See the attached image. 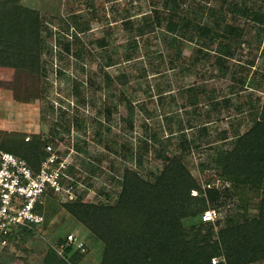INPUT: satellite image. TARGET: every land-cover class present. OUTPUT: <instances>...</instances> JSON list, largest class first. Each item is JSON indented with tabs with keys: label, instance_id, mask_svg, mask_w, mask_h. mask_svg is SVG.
Here are the masks:
<instances>
[{
	"label": "rangeland",
	"instance_id": "1",
	"mask_svg": "<svg viewBox=\"0 0 264 264\" xmlns=\"http://www.w3.org/2000/svg\"><path fill=\"white\" fill-rule=\"evenodd\" d=\"M243 1L180 0L176 10L186 16L198 11V5L206 10ZM250 3L264 12V1ZM22 4L40 15L43 65L38 77L0 68V145L23 135L25 143H40L41 154L52 144L70 163L69 175L82 202L114 205L124 169L132 167L149 179L151 171L161 168L159 150L164 148L171 156L180 152L181 141H194L184 165L202 189L209 185L220 193L221 204L212 206L219 218L239 211V197L248 199L247 214L256 215L259 200L252 199L249 190L227 187L220 170L201 165L210 163L214 152L230 149L232 139L245 133L257 116L264 100V27L227 12L228 23L242 34L241 45L228 62L230 69L223 74L215 64L216 45L208 57L189 65L202 41L197 36L190 40L191 33L183 40L178 60L163 47L159 31L135 38L136 48L128 47L133 44L132 29L143 15L164 14L161 0H22ZM197 17L199 25L210 23L206 13ZM126 20L130 27L124 25ZM126 53L131 60L126 61ZM109 57L118 64L106 67ZM105 74L110 77L108 86ZM120 74L129 78L126 85H118ZM195 94L198 104L193 106L188 101ZM215 101L221 103L216 110L211 106ZM202 125L205 134L198 132ZM143 141H149L147 152ZM93 167L97 171L90 175ZM65 203L48 196L40 209L42 228L0 249V264H44L47 251L68 234L84 243L85 252L64 248L65 261L101 264L103 243L68 214Z\"/></svg>",
	"mask_w": 264,
	"mask_h": 264
},
{
	"label": "trees",
	"instance_id": "2",
	"mask_svg": "<svg viewBox=\"0 0 264 264\" xmlns=\"http://www.w3.org/2000/svg\"><path fill=\"white\" fill-rule=\"evenodd\" d=\"M161 1L166 12L163 11L161 16L158 12H154L156 16L143 15L141 23L132 29L133 44L128 47L136 48L135 38L159 31L163 47L171 50L174 59L178 60L183 40L191 33L190 40L197 36L202 41L201 47L189 57V65L208 57L212 46L216 45L215 64L219 72L226 74L230 69L228 62L233 60L241 45L242 34V29L228 23L227 12L264 27L263 8L255 7L250 0L225 2L219 8L206 10L198 5L199 12H193L192 16L179 15L176 9L180 0ZM199 13H206L210 23L199 25ZM124 22L130 27V20ZM41 30L42 21L36 10L24 6L22 0H0V68L38 77L44 50ZM184 31L186 34L182 33ZM100 44L104 46L106 41L102 39ZM65 50L69 49L66 47ZM125 58L131 60L127 53ZM115 64L118 62L109 57L106 67ZM104 78L108 86L110 77L105 74ZM116 80L122 86L129 78L120 74ZM188 102L197 105L196 94ZM224 103L227 105L228 101ZM219 104L215 101L211 106L216 110ZM132 112V107L128 106L129 115ZM205 131L204 125L198 130L200 134ZM16 136L3 141L0 148L10 149L12 152H6L25 160L36 170L42 158L40 143L28 144L23 135ZM193 142L181 141L180 152L171 156L165 155L164 148L159 150L157 156L163 160L161 168L151 171L149 179L143 178L132 167L124 169L114 205L88 204L80 197L75 202L65 203L68 214L103 243L101 264H213L212 259L217 261L214 264L264 261V100L250 128L232 139L231 148L214 152L210 163L201 165V168L210 165L220 170L219 177L229 184L227 187L249 190L251 198L259 200L255 216L247 214L248 199L239 197V211L215 223L202 222L203 213L215 209L212 206L221 204L222 198L214 188L202 189L184 165V157L193 151ZM148 143L142 142L145 152ZM96 161L97 164L101 162ZM140 161L138 156L137 163ZM97 167L88 170L89 174H95ZM225 192L226 196L232 195L229 190ZM192 220L199 222L191 223ZM185 221L191 225L186 227ZM27 233L22 230L18 239ZM31 234L36 233L32 231ZM61 243L59 240L58 245ZM44 264L69 263L49 249Z\"/></svg>",
	"mask_w": 264,
	"mask_h": 264
},
{
	"label": "built area",
	"instance_id": "3",
	"mask_svg": "<svg viewBox=\"0 0 264 264\" xmlns=\"http://www.w3.org/2000/svg\"><path fill=\"white\" fill-rule=\"evenodd\" d=\"M69 171L70 163L54 150L52 144L43 148L36 170L25 160L0 148L1 250L18 239L22 230L32 232L42 228L44 218L40 209H43L48 196L60 197L67 203L78 199L76 182L70 177ZM206 187L209 188V185ZM201 220L215 223L220 220L219 213L216 209H209L203 213ZM67 247L85 252L83 242L72 234H68L64 242L53 247V250L63 259L62 249ZM216 262L212 259L213 264ZM254 264H264V261Z\"/></svg>",
	"mask_w": 264,
	"mask_h": 264
}]
</instances>
